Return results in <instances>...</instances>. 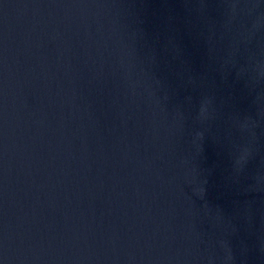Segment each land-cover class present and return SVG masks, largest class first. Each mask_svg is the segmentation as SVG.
Returning <instances> with one entry per match:
<instances>
[{"label": "water", "instance_id": "obj_1", "mask_svg": "<svg viewBox=\"0 0 264 264\" xmlns=\"http://www.w3.org/2000/svg\"><path fill=\"white\" fill-rule=\"evenodd\" d=\"M0 264H264V3L0 0Z\"/></svg>", "mask_w": 264, "mask_h": 264}, {"label": "clouds", "instance_id": "obj_2", "mask_svg": "<svg viewBox=\"0 0 264 264\" xmlns=\"http://www.w3.org/2000/svg\"><path fill=\"white\" fill-rule=\"evenodd\" d=\"M260 3H264V0H259ZM244 159V156L240 157V160H238V163H240V161H242Z\"/></svg>", "mask_w": 264, "mask_h": 264}]
</instances>
